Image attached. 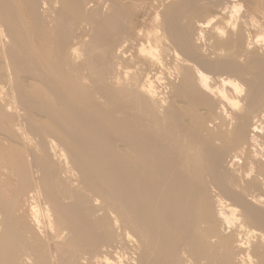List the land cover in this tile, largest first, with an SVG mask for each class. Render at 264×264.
<instances>
[{
	"label": "bare ground",
	"instance_id": "1",
	"mask_svg": "<svg viewBox=\"0 0 264 264\" xmlns=\"http://www.w3.org/2000/svg\"><path fill=\"white\" fill-rule=\"evenodd\" d=\"M255 28L264 0H0V264H264Z\"/></svg>",
	"mask_w": 264,
	"mask_h": 264
},
{
	"label": "rangeland",
	"instance_id": "2",
	"mask_svg": "<svg viewBox=\"0 0 264 264\" xmlns=\"http://www.w3.org/2000/svg\"><path fill=\"white\" fill-rule=\"evenodd\" d=\"M242 6V9L243 10H241V13L239 12V17L241 18L242 16L241 15H243V12H244V10H245V6L242 4L241 5ZM149 8V6H146V7H144L143 9H141L140 10V14L138 13V23L141 25V23H144L145 21V24H143V25H145V26H149L150 25V23H151V20H152V18H153V16H154V12H152V10H150V9H148ZM146 10V11H145ZM141 11H144V12H141ZM147 11H149V12H147ZM150 14H151V16H150ZM147 16H148V18H147ZM145 19V20H144ZM148 20V21H147ZM150 21V22H149ZM149 22V23H148ZM252 32V36L253 37H255V39H257V40H260V42H264V36H262V35H260L259 33H258V30H256V28L253 30V31H251ZM202 45L204 46V47H206V46H209L208 45V41L205 39V41H204V44L202 43ZM224 78L226 77V76H224V75H222ZM223 78V79H224Z\"/></svg>",
	"mask_w": 264,
	"mask_h": 264
}]
</instances>
